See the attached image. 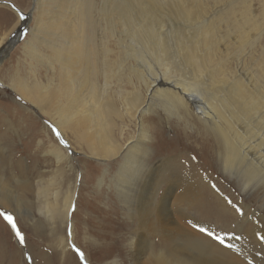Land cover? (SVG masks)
Here are the masks:
<instances>
[{
    "label": "bare ground",
    "instance_id": "bare-ground-1",
    "mask_svg": "<svg viewBox=\"0 0 264 264\" xmlns=\"http://www.w3.org/2000/svg\"><path fill=\"white\" fill-rule=\"evenodd\" d=\"M206 1L34 0L31 28L21 45L34 60L33 71L29 68L30 76H23L18 68L8 79L19 95L60 127L70 147L78 145L107 167L100 175L108 184L109 199L106 208H97L103 215L102 226L112 229L107 231L106 238L97 232L99 236H95L88 224L91 217L85 218L83 227L92 244L106 248L105 258L116 254L121 264L128 260L129 264L264 261V218H258L260 224L248 225L251 208L245 201L240 205L234 202L211 177L214 170L225 173L249 200L259 188L264 189V58L255 50L261 24L248 10L246 0H231L220 7L218 2L223 0H209L211 7ZM9 4L15 11L0 5L10 26L0 42V63L23 37L20 28L12 34L8 45L2 46L25 17L19 7ZM42 45L50 53H43ZM150 52L156 57L166 53L179 67L180 77L163 75L151 81L147 74ZM128 60L138 65L126 72ZM38 66L48 69L45 78L39 75ZM132 76L136 82H132ZM123 78L133 84L134 91L114 92L125 105L120 110L108 90L113 81ZM152 99L161 103L167 118L188 120L189 115L195 122L199 120L203 126L196 133L203 137L200 145L198 140L192 145L181 136L182 139L163 143L174 149V155L157 156L155 126L149 122L154 115L146 120L148 130L142 119L150 110ZM133 123L139 126L137 135L130 130ZM44 132L50 146L46 152L73 171L68 147L64 148L52 131ZM8 137H18L20 142L24 136ZM23 139L27 147L45 144L39 136ZM1 144L0 166L4 168H0V206L29 220L36 209L51 225V239L56 240L54 252L60 262L75 264L76 255L69 246L66 229L76 213L72 209L77 188H70L69 183L60 203L63 182L56 176L36 178L37 191L34 201L30 200L25 192L33 186L35 170L21 169L20 175L29 176L26 179L15 175L10 167L14 158L10 162L12 154L8 151L13 140ZM186 152H192L197 162L180 161L178 157L186 156ZM61 170L58 176L65 174ZM65 172L66 179L68 171ZM78 172H74L75 186ZM200 203L206 204V212L212 213L214 209L219 220L227 218L228 225L243 213L245 241L220 244L201 232L199 228L205 226L191 208ZM5 225L2 229H6ZM33 226L31 230L38 231L39 226ZM2 229L0 264H18L16 251L20 249L15 247L17 250L12 252L6 246V232ZM77 231L73 225V240H77ZM39 257L40 264H49L43 254Z\"/></svg>",
    "mask_w": 264,
    "mask_h": 264
},
{
    "label": "rangeland",
    "instance_id": "rangeland-1",
    "mask_svg": "<svg viewBox=\"0 0 264 264\" xmlns=\"http://www.w3.org/2000/svg\"><path fill=\"white\" fill-rule=\"evenodd\" d=\"M229 1L231 0H228V1L223 0L222 2H218V6L219 7L224 6L227 3H229ZM0 2L2 3V4L0 3V5L8 6L9 8H11V10L13 9V7L9 3L13 5L15 4L17 7H19L24 12V15H25V17L22 16V19H20L21 25L16 27V29L6 39L5 43L2 46L4 47L8 45V41L10 40L12 34L18 29L20 30V28L22 29V32H23L22 40L16 45V47L12 51H10L12 52V54L5 55V58L0 63V144L3 143L1 144V146H4L7 141H10L11 139L13 140L12 146L8 148V151L12 154V156L7 151L8 154L10 155L9 156L10 162L12 161L11 157L14 158L13 159L14 163H12L10 167L14 168V174L17 175L18 177L20 176L21 179L29 178V176L25 174L20 175L21 169L27 168V167L29 170L34 169L36 172L35 175H32L33 180L36 178L49 179L54 176L59 178V180L63 182L61 183L62 188L60 187V190L63 189L61 190L62 196H60L59 198L60 203H62L63 201L62 197L64 196V191L66 187L69 186V183L72 184L70 188L72 187L77 188L76 191H74L75 192V197H74L75 203L73 204V209H72V211L76 213H74V215L72 216V219L68 223V226L66 229V234L69 237V241H68L69 246L76 255V256H73V260L75 264H78V263L79 264H121L120 262H118L116 254L113 256L110 255L109 257L105 258L106 254H108V252L105 251L106 248L104 250V248H101L102 246L101 244H98V245L92 244V242H90V239H89L90 237L85 234V229L83 227L85 226V223H84L86 221L85 218L87 217L88 219L91 217L90 220L88 219V224H90L89 226H91L95 230V233H94L95 236L97 235L99 236V234H96L97 232V233H102L103 237L106 238L107 231H111L112 229L111 226H109L108 228L107 227L108 225L102 226V223H103L102 216L103 215L98 209L99 207L103 209L106 208L105 205L109 199L108 194L110 192L108 189V184L102 179L100 175V174H104V171L107 167H104L102 165L103 164L102 162H100L99 164L98 160H95L91 158V156H88L87 152L81 151V148L78 145H74L70 147L60 127L57 126L54 122H52L49 116L44 115L40 111V109H38L35 105L30 103L28 100L23 98L21 95H19L11 87L9 80H8L9 77L12 76V74L15 75V73L18 71V68L19 70H21L20 72L23 76H30L29 74L33 71L31 63H34V60H32L30 55L28 56L25 54V51L21 48V45L23 44V41L28 36L29 29L31 28L32 18H33V15L31 16V14H33L31 9H32L34 0H0ZM206 2L208 3L210 7L213 5V3L210 2L209 0H207ZM246 3L248 5V10L253 11V14H255L256 20H258L259 22V25L261 24L258 29L259 38L255 46V50L258 55L264 58V0H246ZM4 15L5 13L1 10L0 11V42L2 41L6 31L10 29V26L7 25L8 20L5 19ZM25 20L27 22H25ZM41 49L43 53H50L48 48H46L43 45L41 46ZM165 54L166 53H162L161 55L156 57V55L150 52L149 68H148L147 74L149 75V78L151 79V81L163 75L171 76V75L180 74L179 67L175 63H173L172 59L167 57ZM137 65L138 64L136 61L128 60L124 66L125 71L127 72L129 70V67L137 66ZM37 70H38L39 75L45 78V75H46L45 72H47L48 69H46L45 66H38ZM177 76L180 77L179 75ZM131 79H132V82L134 81L136 82L133 76ZM117 90L119 91L122 90L125 92H133L134 86L127 80V78H123L120 81H116V80L113 81L112 85L110 86L108 90L109 92L108 94L110 95L109 97L111 99L114 98L116 106L120 110H123L125 109L124 103L118 100L114 94V92ZM149 105H150V110L147 112V114H144L142 116V119L145 122L144 126L148 130L149 126L147 123L148 121L146 122V120L150 116L154 115L151 118V121L149 122H150V125L153 123L151 125L152 127L155 126L153 127V132H154V136H156L158 140H157V143L154 145V150L157 151V156L158 154H161L162 156L174 155L176 153L174 152V149L171 147L163 146V143L165 141L168 144V142L172 141V139L176 141L178 137L179 139H182L181 136H185L183 138H186V140L189 141L192 145H196L195 140L196 141L198 140L197 145H200L199 141H201L203 137L201 138L200 136L196 135V133L198 131H201V129H203V126L199 120L195 122L196 120H193L189 115H187L188 120L173 118V117L167 118L163 112L161 103L156 101V99H152L151 102H149ZM192 120L194 121V123H198V124H194ZM117 121H118V127H120L121 122L119 119H117ZM157 122L159 123V125ZM46 127H48L49 130L45 129ZM130 127H131L130 128L131 132L132 133L136 132V135H137L139 126H136V124L134 125L133 123L132 125H130ZM154 128H156V131H154ZM119 129L120 128L116 130L117 135H118ZM44 130H46L48 133H51L52 131V134L59 141V143L64 148L68 147L69 152H70V158L73 163V171H71L70 166L67 167L65 163H63V165L58 164L55 158L51 154L47 153L50 146H49V142H48L47 136L45 135ZM36 132H37V135H36ZM56 132L59 133V136L56 135ZM3 136L4 137L7 136V139L4 140ZM8 136H24V137H22L21 141L19 142L18 137L16 138V140H14V138L12 137L11 139H9ZM26 136H39V139H42V138L44 139L45 144L42 147V146H38L37 143L36 144L34 143L32 146H29L30 147L29 148L27 147V142L25 143L23 139V138H26ZM61 139L66 141V143H61L60 142ZM158 142H161V143L158 144ZM185 155L186 156L184 155L179 156L178 159L180 161H186V159H189V160L192 159L195 162H197L198 160L197 157L194 156L192 152H186ZM10 167L8 168L10 169ZM0 168L2 169L4 167L1 165ZM61 168H64L65 170H61ZM60 170L63 171L65 174H66L65 171H68L66 179H65V174L58 176ZM75 170L80 171L76 174V180H77L76 186L77 187L75 186V183H74L75 182V173H74ZM4 171L6 172L7 169H5ZM214 171L211 177L213 178L215 182H217L218 185L217 184L216 185L219 187V189L226 191L230 196H232L231 199L234 202H237L238 205H240L239 202L245 201V204L248 206V208H251L250 215H249L250 219H248L249 220L248 225L254 224L255 222H258L260 224V221L258 220V218H261V217L264 218L263 216L264 215V189L259 188L258 191H256L253 194V197H251L250 199L251 202H250V200L245 197L244 195L245 193L242 192L237 186H235V184L232 183V181L226 176L225 173L223 174L219 170H214ZM88 174H90L91 176ZM99 175L100 177L96 179L97 176ZM101 179L103 180V184L101 182ZM33 180H32L33 186H31V188H29L28 191L25 192L27 197H29L30 200L32 201H34L33 198L35 197V192L37 191V187L35 184L36 180L34 181ZM201 204L202 203H200L199 207L196 206V204L194 206L192 205L191 208L194 210L195 216L202 222L205 228L212 231L214 235L223 236L225 240V244L231 240L233 242L234 240L236 241L238 239L239 241H243V240L245 241V238H243L244 237L243 232L245 231V225H243L244 224L243 219H245V217L243 216V213L240 212V214H238L236 218L234 217L235 219L233 218L234 220L229 223L230 225H228L227 218H224L225 220H222V219L219 220V218L215 215L216 212L214 209L212 213L206 212L205 210L206 204L204 205H201ZM217 208L223 211L222 208H219L218 205H217ZM0 210L5 211L6 213H10L14 217L19 230L23 233L25 237V243L20 244L14 234L13 229L9 225V223L6 220H4L2 216H0V223L2 224L0 228L2 229L3 225L6 224L5 225L6 229H2L6 232L5 233L6 246L10 247L12 249V252H13V249L17 250L15 249V247L20 249L18 250L19 252L16 251L17 253L16 261L18 264H35V263L40 264V257H39L40 254H43L44 257L50 260L49 264L62 263L58 259L59 255H56L54 252V247H55L54 242L56 240L51 239L52 237L51 225L49 221L44 218V216H42L36 211V209H33L32 219L30 220L25 219V217L22 215L21 216H19L18 214L15 215L13 211H10L9 209L3 208L1 206H0ZM205 214H207L208 216H205ZM119 218L120 219L123 218L122 214L119 215ZM263 223L264 221L261 224L264 225ZM33 225L39 226L38 231L34 232L31 230L32 228H34ZM73 225H76V228L78 230L77 240L72 239L73 238L72 237L73 236V233H72ZM97 227L98 228L102 227V228L98 230ZM226 227L230 230H228ZM212 237L214 239V236ZM27 238L28 240H26ZM246 241H249V238H246ZM228 244H232V243L229 242ZM77 248L80 249L81 252H83L84 254L83 260H81L79 254L76 252L75 249ZM110 248L112 247H109L108 249L111 250ZM129 263L130 262L128 260L127 264ZM261 264H264V261Z\"/></svg>",
    "mask_w": 264,
    "mask_h": 264
},
{
    "label": "snow or ice",
    "instance_id": "snow-or-ice-1",
    "mask_svg": "<svg viewBox=\"0 0 264 264\" xmlns=\"http://www.w3.org/2000/svg\"><path fill=\"white\" fill-rule=\"evenodd\" d=\"M54 131H55V129H54ZM56 135L59 136V133L56 132ZM60 142H61V143H66V141H64L63 139H61ZM0 216H2L3 219L6 220V221L9 223V225L11 226V228H12L13 231H14V234H15L16 238L18 239V242H19L20 244H24V243H25V237H24L23 233L19 230V228H18V226H17V224H16V222H15L14 217H13L10 213H6V212L3 211V210H0ZM199 230H200L201 232L206 233V234L209 235V236H214V239H215L216 241H218L220 244H225V240H224V237H223V236H220V235H214V233H213L212 231H210L209 229H207V228L200 227ZM262 239H264V237H262ZM227 246H228V247H232V245H227ZM75 250H76V252L79 254L81 260H83V259H84V254H83V252H81L80 249H78V248L75 249Z\"/></svg>",
    "mask_w": 264,
    "mask_h": 264
}]
</instances>
